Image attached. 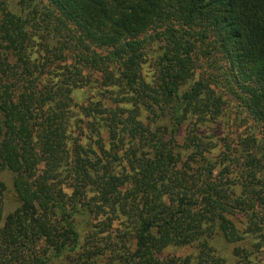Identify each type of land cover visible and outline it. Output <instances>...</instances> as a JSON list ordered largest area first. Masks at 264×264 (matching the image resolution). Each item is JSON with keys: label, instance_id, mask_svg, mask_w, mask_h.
<instances>
[{"label": "trees", "instance_id": "1", "mask_svg": "<svg viewBox=\"0 0 264 264\" xmlns=\"http://www.w3.org/2000/svg\"><path fill=\"white\" fill-rule=\"evenodd\" d=\"M95 76L121 99L102 119L75 100ZM225 98L245 127L205 140ZM76 108L112 138L95 175L69 146ZM9 193L0 264H261L264 0H0V225ZM108 209L126 233L97 251ZM170 246L195 247L194 263L158 261Z\"/></svg>", "mask_w": 264, "mask_h": 264}, {"label": "rangeland", "instance_id": "2", "mask_svg": "<svg viewBox=\"0 0 264 264\" xmlns=\"http://www.w3.org/2000/svg\"><path fill=\"white\" fill-rule=\"evenodd\" d=\"M150 56V55H149ZM149 56L146 57L147 63L144 65V75L148 78V81L150 82L152 80L153 76V69L151 66V61L149 59ZM96 78L100 79L98 85L96 86L95 90L90 92V94L84 93V90H78L75 92V96L77 98L75 99L76 102L79 104V106H84L85 108H92L93 112H96L97 118L102 119V111L106 107H117L120 98H118L117 93L113 95H109L110 91H113L115 89H112L109 85H106V83H102V80L105 76H95ZM56 76H54L53 79H55ZM84 85V84H83ZM79 86L81 87L82 84L80 83ZM102 101L104 102V107L102 106ZM224 102H228V105L224 106L225 111H223L224 115L217 118L216 120L207 119V121L200 126L199 128V134L205 139L212 141L214 143H218L220 139L226 138L228 135H232L236 132V129H239V127H245L243 124H245L246 117L248 115L247 111L245 109L241 108L239 109L238 104L234 101H230L228 99H224ZM100 107V108H99ZM119 107L122 108H128L130 109L131 106L123 103H119ZM97 108V109H96ZM96 110V111H94ZM75 111L77 112V117L72 122V128L69 131L70 136H72L71 140L69 141V146H75L74 141L79 140V146L83 148L84 151L88 152L90 154V158L88 159L89 167L92 170V173L95 175L97 171H101V165L99 170L95 169V166L99 164L101 161L100 154L98 153V147H97V140L102 138L103 144L105 145L106 149L110 148V144L112 143V138L107 130V128L100 127V124H98L99 130L97 132L93 131L88 128V124H91L89 122H95L91 116H83L81 115V112L79 111V108H76ZM92 113V112H90ZM89 114V113H88ZM96 119V118H94ZM144 119V116L142 117ZM97 124V122H96ZM94 124L93 126H95ZM92 126V127H93ZM129 147L127 146L126 149H124L123 158H127L125 154H127ZM92 152H96V154H92ZM82 153V151H81ZM218 149L214 151V155H217ZM85 160H87L85 158ZM91 163V164H90ZM124 168L130 169V165L127 164V160L124 161ZM237 195L241 193V189L237 187L235 189ZM65 192L69 195L73 193L71 189H68V187H65ZM10 199L7 204V210L4 214L3 220L1 222L0 227L4 229L9 222H7V216L11 214V212H14L16 210V205L14 202L13 195L9 193ZM107 217H110L113 220V230L107 234L98 236L94 239L95 248L97 251L102 250L106 246H110V244H113V242L116 241L117 236H121L126 233V231H122L123 224L126 223L125 219L123 217L116 219L114 215L112 214V211L110 209L107 210ZM105 217H102L104 219ZM239 231L241 233L246 232L247 230V224L248 219L244 215H236L232 216L230 218ZM121 228V229H120ZM120 229V230H118ZM263 249H264V243H263ZM196 250L193 246H170L162 250L160 253H156L155 256L160 262L164 263H179L180 261H186L189 258H192V261L194 263L195 256H196ZM2 262V261H0ZM254 263V262H253ZM261 264L264 263V261L260 262ZM235 264V263H234ZM255 264V263H254ZM256 264H259V261Z\"/></svg>", "mask_w": 264, "mask_h": 264}]
</instances>
